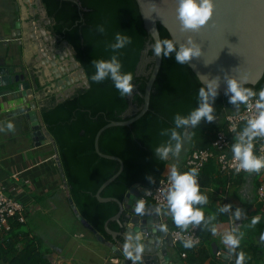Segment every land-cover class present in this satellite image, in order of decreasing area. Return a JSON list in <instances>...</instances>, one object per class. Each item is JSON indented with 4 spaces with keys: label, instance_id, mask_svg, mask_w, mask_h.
<instances>
[{
    "label": "trees",
    "instance_id": "16d2710c",
    "mask_svg": "<svg viewBox=\"0 0 264 264\" xmlns=\"http://www.w3.org/2000/svg\"><path fill=\"white\" fill-rule=\"evenodd\" d=\"M42 2L52 20L48 26L49 30L73 47L75 59L85 70L90 84L89 89L79 88L70 98L45 110L43 119L57 144L75 205L86 221L97 232L106 236L105 225L110 218L118 214L120 206L114 201L100 202L97 193L105 182L120 171V163L101 157L96 150L95 140L98 132L109 123L128 121L136 116L138 113L134 112L127 115L131 105L138 110L143 107L146 85L154 63L147 65L148 75L137 76V67L142 53L147 46L153 44V40L145 28L136 0ZM100 25L104 27L103 33L98 31ZM158 29L161 40H173L165 27L158 24ZM117 33L129 36L131 43L114 53L108 45L115 42ZM113 55H118L122 73L133 75L135 93L132 100L129 99L130 95L121 96L110 78L99 83L92 80L95 74L92 61L109 60ZM149 56H155L152 49ZM201 87L204 85L188 64L176 63L175 53L171 57H163L146 114L129 126L111 127L100 136V152L118 157L124 164L118 178L102 191L103 198H116L123 202L135 185L153 189L159 183L169 164L168 159L161 161L154 153L158 146L168 140L161 132L174 127L176 114L187 116L198 106V92ZM245 87L258 93L264 88V75L257 85ZM243 106L240 105L239 110ZM232 108L236 107L228 102L224 93L219 92L214 103L215 120L226 109ZM245 125L241 126L238 133ZM223 129L225 123L218 125L215 121H202L197 127L188 129L193 150L211 148L213 134ZM238 133L230 135L232 144ZM171 157L173 156L170 155ZM215 166L213 160L206 164L201 173V186L207 185L206 181L211 180L215 174ZM149 176L155 183H150L147 179ZM109 226L113 231L121 230L116 223H110ZM200 230L203 240L210 238L211 231L205 229L203 224L200 225ZM11 233L12 231L8 234ZM4 235H0V264L45 262L33 244L26 243L21 248L18 236H11L7 240ZM109 238L108 236L107 239ZM180 251H187L191 264H205L208 259L204 250L195 251V247H182Z\"/></svg>",
    "mask_w": 264,
    "mask_h": 264
},
{
    "label": "crops",
    "instance_id": "0c3cea01",
    "mask_svg": "<svg viewBox=\"0 0 264 264\" xmlns=\"http://www.w3.org/2000/svg\"><path fill=\"white\" fill-rule=\"evenodd\" d=\"M41 1L0 0V67L9 70L11 75H25L24 82L28 81L32 90V95L26 98L17 84L0 86V125L8 122L14 125L13 131H0V185L6 188L7 196L23 205L26 218L23 224L11 221L13 234L0 235L5 234L7 240L18 236L21 248L26 243L33 244L45 260L38 264H121V259L77 219L66 195L54 146L51 142L35 146L29 122L20 113L32 103L43 118V112L60 103L61 96H67L73 88L83 84L80 70L72 62L73 50L49 30L51 24L43 13ZM238 110L226 109L215 122L224 125V117ZM42 129L48 131L45 122ZM191 144V140L186 139L179 157L168 158L163 176L169 174L172 166L183 172V164L193 150ZM263 181L264 169L258 174L228 176L216 165L211 180L201 186L200 191L208 197V203L199 207L206 218L212 214L217 217L214 221L217 233H210L209 239H202L195 247V251L201 249L208 255L205 264H235L236 256H230L222 242L224 233L230 231L232 222L236 221L229 214L218 212L227 204L233 206V212L239 207L246 213L236 221L241 223L239 228L244 233L237 249L245 253L244 264H264V241L260 238L264 233V201H259L257 193ZM160 215L168 230H183L175 225L167 210ZM253 216L260 217L254 228L249 227ZM110 223L119 225L116 221ZM107 235L102 236L112 243L113 236L108 232ZM182 247L175 245L168 250L169 255L176 263L191 264L188 258L181 256L187 252L181 253ZM214 248L223 253L222 258L216 257Z\"/></svg>",
    "mask_w": 264,
    "mask_h": 264
},
{
    "label": "water",
    "instance_id": "95a60500",
    "mask_svg": "<svg viewBox=\"0 0 264 264\" xmlns=\"http://www.w3.org/2000/svg\"><path fill=\"white\" fill-rule=\"evenodd\" d=\"M136 1L145 28L153 40V44L147 46V49L142 53L137 67V76H140L148 64L154 63V68L146 85L145 102L140 110L131 105L127 115H132L134 112L138 113L136 116L128 121L109 123L98 132L95 140L96 150L101 157L120 163V171L105 182L97 193V198L100 202L107 203L114 201L120 206L118 214L110 218L106 223V231L113 236L112 243L106 241L77 209L71 196L55 139L48 131L42 129L44 121L36 111L35 104H29L30 106L20 113L25 115L29 122V128L32 132L31 137L35 146L38 147L50 142L54 146L57 166L64 182L66 195L77 219L88 230L94 233L99 242L109 247L121 259V264H130V259L124 255V245L129 241L130 237L134 244L139 243L143 246V252L140 254V259L138 260L140 264H180L176 263L173 260L174 258L168 253V250L175 245L156 207L152 204L141 203V197L149 188L135 185L126 195L124 202H120L116 198H103L101 196L102 191L122 173L124 164L118 157L101 153L99 139L105 130L111 127L129 126L142 118L148 111L153 85L161 69L163 60V57L149 56V51L153 48L156 40H161L158 24L169 31L177 47L180 44L186 43L189 37L201 45V57L193 58L188 65L204 86L207 79L219 76V92L225 93L227 87L224 80L225 74L240 79L246 78L247 83L245 85H257L264 75V0H214V16L209 24L199 32H184L181 30L180 23L176 18L177 0ZM153 5H155V10H153ZM41 6L44 15L48 17L42 1ZM51 22L49 18L48 24H51ZM64 44L73 50L72 62L80 70L83 84L73 88L67 96H61V102L70 98L78 88H90L85 70L75 59L73 47L67 42ZM24 76L22 74L11 75L9 70L0 67V86L17 84L21 90V94L27 98L32 95V90L30 83L28 81L24 82ZM134 93L132 91L130 94V100H132ZM140 188L142 190H139ZM141 204L143 205L142 209H140ZM112 221L119 223L120 231L115 232L109 228V223ZM137 237H139L138 241L136 240ZM214 253H216L215 248Z\"/></svg>",
    "mask_w": 264,
    "mask_h": 264
},
{
    "label": "clouds",
    "instance_id": "9594fccd",
    "mask_svg": "<svg viewBox=\"0 0 264 264\" xmlns=\"http://www.w3.org/2000/svg\"><path fill=\"white\" fill-rule=\"evenodd\" d=\"M155 10V5H153ZM215 11L214 0H177L176 18L180 23L181 30L184 32H199L206 27L212 20ZM98 31L104 32L102 25L98 26ZM131 43V38L127 35L117 33L115 42L108 45L114 52L124 48ZM152 51L156 57H171L175 53V61L178 64H188L193 58L202 55L201 45L191 37L186 43L180 44L177 48L176 43L171 39H158L153 45ZM95 74L92 80L99 83L105 79H111L115 88L121 96L130 95L133 91L132 73H122V64L118 55H113L109 60H93ZM224 80L227 84L225 96L228 102L239 109L240 105H245L249 111L254 110V115L247 119L245 127L235 136V142L231 145L233 160L237 162L235 171L237 173L245 171L247 173H260L264 169V155L257 156L254 153V141L257 138L264 139V88L257 93L252 88L245 87L247 79H240L225 74ZM220 77L209 78L205 81V86L198 92V106L187 116L176 114L174 117V127L164 129L161 135L167 136L168 140L158 146L154 153L161 160H167L170 155L179 157L185 139H190L188 129L195 128L202 121L212 123L215 121L214 103L219 95ZM254 99V103H253ZM13 131L14 125L8 122L0 125V131ZM180 130H183L182 132ZM199 170L191 168L189 171L181 173L175 166L169 170V187L166 193L167 214L171 216L175 225L183 230L191 226H200L210 230L213 235L217 233L214 224L216 214L205 217L202 205L208 203V197L201 193L200 185L197 182ZM150 183H155L151 176L147 177ZM143 205H140L142 209ZM231 204L223 205L218 209L221 214H229L234 220H241L246 213L237 207L232 211ZM138 209V210H140ZM260 222L259 216H253L249 227H255ZM244 233L239 226H234L230 231L224 233L222 242L227 247L230 256L235 255V264H244L245 253L237 252L240 247ZM264 241V233L261 234ZM139 240V237L136 238ZM185 248L194 247L191 239L183 241ZM143 252V246L133 243L132 238L124 245V255L136 264Z\"/></svg>",
    "mask_w": 264,
    "mask_h": 264
},
{
    "label": "built area",
    "instance_id": "2783aa9c",
    "mask_svg": "<svg viewBox=\"0 0 264 264\" xmlns=\"http://www.w3.org/2000/svg\"><path fill=\"white\" fill-rule=\"evenodd\" d=\"M254 103V99H253ZM254 110L249 111L244 105L240 110L227 114L224 117L225 129L219 130L215 133L212 140V146L208 149H195L193 150L185 160L183 164V172L189 171L191 168H197L199 175L197 182L201 188V173L208 162L211 160L216 162L218 169L221 173L228 176L244 175L248 174L245 171L237 173L235 171L237 162L233 160V154L231 152L232 141L230 135L238 133L242 125L246 124L247 119L254 115ZM254 153L257 156L264 155V139L257 138L254 141ZM182 172V173H183ZM168 175L163 176L159 183L153 188L148 189L141 197L142 204L151 203L156 207L159 214L163 213L166 208V193L169 187ZM258 198L260 202L264 201V181L258 188ZM14 220L19 224L26 222L24 216V207L16 199L7 196L6 188L0 185V233H9L12 231L11 221ZM241 226L240 222L233 221L232 227ZM167 229V228H166ZM171 235L174 245L183 243L185 239H191L194 242V247L199 246L202 242V238L199 234V227L192 226L189 230L183 231L180 229L168 230ZM183 258H187V253L181 255ZM223 253L216 252L217 258H222ZM130 264L133 261L130 260ZM136 264H140L136 261Z\"/></svg>",
    "mask_w": 264,
    "mask_h": 264
},
{
    "label": "rangeland",
    "instance_id": "374dc122",
    "mask_svg": "<svg viewBox=\"0 0 264 264\" xmlns=\"http://www.w3.org/2000/svg\"><path fill=\"white\" fill-rule=\"evenodd\" d=\"M142 73V75H148V72L146 71V69L145 70H143V72H141ZM181 246H182V244H180ZM42 248L44 249V246H42Z\"/></svg>",
    "mask_w": 264,
    "mask_h": 264
}]
</instances>
